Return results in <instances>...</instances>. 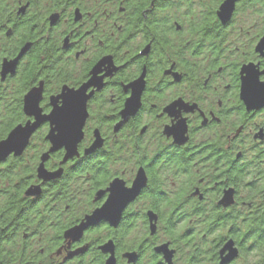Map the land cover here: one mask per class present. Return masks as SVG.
<instances>
[{"label":"flooded vegetation","instance_id":"af4514ba","mask_svg":"<svg viewBox=\"0 0 264 264\" xmlns=\"http://www.w3.org/2000/svg\"><path fill=\"white\" fill-rule=\"evenodd\" d=\"M262 84L264 0H0V142L37 124L0 264H264Z\"/></svg>","mask_w":264,"mask_h":264},{"label":"water","instance_id":"95a60500","mask_svg":"<svg viewBox=\"0 0 264 264\" xmlns=\"http://www.w3.org/2000/svg\"><path fill=\"white\" fill-rule=\"evenodd\" d=\"M63 102L62 108L54 109L46 121L52 127L49 133V140L53 146L52 150L56 151L62 146L66 151V158H70L81 138L85 110L84 102L79 101V93L77 92H68L64 96ZM36 128L37 124L17 127L8 135L6 140L0 142V162H3L11 153L21 154ZM31 192L28 190L26 196H32L33 193Z\"/></svg>","mask_w":264,"mask_h":264},{"label":"trees","instance_id":"16d2710c","mask_svg":"<svg viewBox=\"0 0 264 264\" xmlns=\"http://www.w3.org/2000/svg\"><path fill=\"white\" fill-rule=\"evenodd\" d=\"M1 165V164H0ZM30 173L24 162L20 161H9L0 167V198H19L24 185L26 177ZM18 183V187L15 185ZM8 202H0V205H8ZM3 214V210L0 211V215ZM9 220L0 216V228L3 225H7Z\"/></svg>","mask_w":264,"mask_h":264},{"label":"snow or ice","instance_id":"6c2138e0","mask_svg":"<svg viewBox=\"0 0 264 264\" xmlns=\"http://www.w3.org/2000/svg\"><path fill=\"white\" fill-rule=\"evenodd\" d=\"M261 87H264V84H262Z\"/></svg>","mask_w":264,"mask_h":264}]
</instances>
